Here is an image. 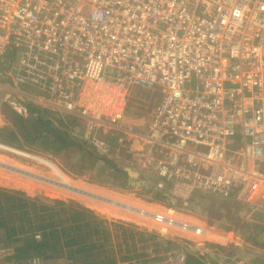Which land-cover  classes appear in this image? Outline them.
<instances>
[{
	"label": "built area",
	"instance_id": "1",
	"mask_svg": "<svg viewBox=\"0 0 264 264\" xmlns=\"http://www.w3.org/2000/svg\"><path fill=\"white\" fill-rule=\"evenodd\" d=\"M28 102L71 118L79 142L164 195L160 212L132 208L157 242L181 237L207 245L208 263L250 264L213 247L233 243L230 231L173 207L205 193L264 212V0H0V127L3 107L23 117ZM145 254L142 264L185 258Z\"/></svg>",
	"mask_w": 264,
	"mask_h": 264
},
{
	"label": "trees",
	"instance_id": "2",
	"mask_svg": "<svg viewBox=\"0 0 264 264\" xmlns=\"http://www.w3.org/2000/svg\"><path fill=\"white\" fill-rule=\"evenodd\" d=\"M10 62L13 61L10 59ZM25 109L26 114L21 117L2 108L5 125L0 127V144L39 155L48 150L55 155L74 148L87 160L101 161L102 171H109L108 178L121 189L128 188L126 166L98 156L79 142L72 133L74 121L71 118H56L30 102ZM145 194L149 196L148 202L168 206L161 193L146 191ZM237 226L238 221H235L230 228ZM135 228L131 225L126 232L122 223L108 222L77 202L44 197L19 179L0 174V264H26L34 257L42 258L44 264H55L58 259L66 264H115L113 244L120 236L125 246L130 245L127 253L119 258L126 264H132L133 260L136 263V259V264L147 263L150 259H143L146 248H152L155 254L180 249L185 254L183 264H212L206 261L210 251L196 249L184 238L164 236L159 243L155 233L135 231ZM117 229L122 232L116 233ZM137 241L146 243L141 247L143 253H134L138 251ZM213 247L226 256L231 254L221 245ZM100 259H104V263Z\"/></svg>",
	"mask_w": 264,
	"mask_h": 264
},
{
	"label": "rangeland",
	"instance_id": "3",
	"mask_svg": "<svg viewBox=\"0 0 264 264\" xmlns=\"http://www.w3.org/2000/svg\"><path fill=\"white\" fill-rule=\"evenodd\" d=\"M6 110L7 109H5V111ZM127 112L129 114L135 113V115L141 113V111L138 112L137 109L133 112L131 108H129ZM5 147L7 150L0 148V156H2L0 157V162L3 163H0V174L19 179L27 188L38 191L39 194L44 197L77 202L78 204L92 210L97 216L103 217L108 222L122 223L124 228H127L126 232L129 231L130 228L128 229V227H131V225L136 227L134 229L135 231H147L148 229H151L149 231H156L158 229L153 223L134 215L132 210V208H139L153 212H160L167 207L163 204H156L153 202V205L148 202L149 200L147 199L149 196L146 195L145 192L151 191L150 189L152 188L148 187L149 185L145 183L141 175H138V178L136 179L140 183L139 187H130L127 183L128 188L121 189L112 179L108 178L107 173H109V171H102L103 164L101 161L92 162L91 160H87L82 156V153L77 152L74 148L64 149L55 155L49 150L45 151L44 155H39L34 151H23L7 145H5ZM89 150L92 151L91 148H89ZM39 156L52 163L59 173L67 177L71 184L73 186L75 185L74 189L68 191L67 189L64 190L54 185L52 182L58 179L57 175L51 169L40 164L41 160L35 159ZM45 180L51 182H46ZM88 193L94 195L89 197ZM117 196L119 199L116 198ZM95 197L99 200L92 199ZM89 199L93 200V202ZM108 200L118 203V205H113L108 202ZM88 203L90 206L87 205ZM92 204L93 206H91ZM119 204L123 206L127 205L128 209L119 206ZM110 208L115 211V214ZM173 208V214L181 220L192 222L193 220H197L203 222L215 233L230 231L233 236L236 237V240H234L236 243L233 249L219 240L225 251H228L231 254L235 253L237 256L246 259L250 264H264L263 211L245 209L232 200L221 199L205 193L193 194L184 205L179 202L174 205ZM217 215H220L221 217L217 218ZM235 221H238V226L231 229L230 227H232V223H235ZM121 232L122 231H118V229L116 230V233L118 234ZM126 232L125 234L127 236ZM145 245L146 243L142 244L137 241L135 247L138 251H135L134 253L141 252V247H145ZM197 245L200 244H196V246ZM113 246L114 250L112 256L115 258V264H126L127 262H122L119 258L127 253L130 245H128V247L125 246L123 236H120L114 240ZM162 247H164V245H162ZM146 249L151 253L153 251L152 248ZM108 254L110 255V253ZM100 261L104 263V259H100ZM105 261L107 262V260ZM134 262L135 261L133 260L130 263L135 264ZM55 264L66 263L63 259H58Z\"/></svg>",
	"mask_w": 264,
	"mask_h": 264
},
{
	"label": "bare ground",
	"instance_id": "4",
	"mask_svg": "<svg viewBox=\"0 0 264 264\" xmlns=\"http://www.w3.org/2000/svg\"><path fill=\"white\" fill-rule=\"evenodd\" d=\"M0 157H2V156H0ZM8 160V159H7ZM2 161V160H1ZM1 163V162H0ZM12 163V162H11ZM1 164H3V163H1ZM11 167V166H10ZM3 168V167H2ZM4 168H5V166H4ZM14 168V167H13ZM17 169V168H16ZM19 171V170H18ZM52 171H54V173L57 175V178L58 179H56V181H53L52 183L54 184V185H56L57 187H60V188H62V189H64V190H68V191H71V190H73L74 189V186L71 184V182H70V180L67 178V177H65V176H63L61 173H59L56 169H53ZM17 172V171H16ZM15 173V172H14ZM18 173V172H17ZM21 174H22V172H21ZM29 174V173H28ZM25 176V175H24ZM30 176V175H29ZM31 177V176H30ZM33 177V176H32ZM38 177V176H37ZM29 179V178H28ZM32 179H34V178H32ZM43 179H46V178H43ZM46 181V180H45ZM41 182V181H40ZM46 182H51V181H46ZM46 182H44V183H46ZM79 187V186H78ZM83 190V189H82ZM74 192V191H73ZM58 193V192H57ZM94 193V192H93ZM55 194V193H54ZM81 194V193H80ZM94 195V194H93ZM96 195V194H95ZM99 196H101V195H99ZM101 197H103V196H101ZM121 197V196H120ZM116 198H118V196L116 197ZM93 200H99V199H97V197H95V198H92ZM119 199V198H118ZM90 200V199H89ZM93 200H90L91 202H93ZM110 200V199H109ZM122 200V199H121ZM124 200V199H123ZM123 202V201H122ZM121 203V202H120ZM124 203V202H123ZM82 204V203H81ZM87 205H89L90 206V204L88 203ZM114 205V204H113ZM85 206H86V204H85ZM91 206H93V204L91 205ZM111 206V205H110ZM96 208V207H95ZM103 208H105V207H103ZM117 208V207H116ZM111 209V208H110ZM121 209H123V208H121ZM100 210V209H99ZM102 210V209H101ZM111 210H113V209H111ZM126 210V209H125ZM108 211V210H107ZM127 211V210H126ZM113 213L115 214V211L113 210ZM122 214V213H121ZM127 218V217H126Z\"/></svg>",
	"mask_w": 264,
	"mask_h": 264
},
{
	"label": "water",
	"instance_id": "5",
	"mask_svg": "<svg viewBox=\"0 0 264 264\" xmlns=\"http://www.w3.org/2000/svg\"><path fill=\"white\" fill-rule=\"evenodd\" d=\"M125 172L127 173V183L129 184V186L131 187H139L140 183L136 180L138 178V173L129 169V168H125L124 169ZM168 205H170L169 201L166 200ZM196 249H200L202 251H210V249H207L206 247L202 246V245H198L195 246Z\"/></svg>",
	"mask_w": 264,
	"mask_h": 264
},
{
	"label": "crops",
	"instance_id": "6",
	"mask_svg": "<svg viewBox=\"0 0 264 264\" xmlns=\"http://www.w3.org/2000/svg\"><path fill=\"white\" fill-rule=\"evenodd\" d=\"M138 175H139V174H138ZM139 176H140V175H139ZM232 235H233V234H232ZM219 240H220L221 242H223V244H225L224 239H219ZM219 240H218V241H219ZM232 240H233V243H231V244H227V245H228L229 247H232V248H233V247L235 246V243H236V242L234 241V240H236V237L233 236V239H232ZM220 241H219V243H221ZM221 244H222V243H221ZM200 245H202V246H204V247H206V248L208 249L207 245H203V244H200ZM233 249H234V248H233Z\"/></svg>",
	"mask_w": 264,
	"mask_h": 264
}]
</instances>
